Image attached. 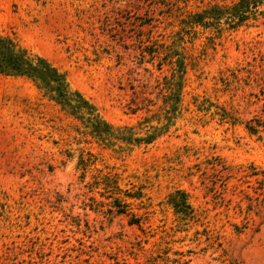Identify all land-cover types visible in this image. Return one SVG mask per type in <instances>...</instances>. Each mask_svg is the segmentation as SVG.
<instances>
[{
	"label": "rangeland",
	"instance_id": "obj_1",
	"mask_svg": "<svg viewBox=\"0 0 264 264\" xmlns=\"http://www.w3.org/2000/svg\"><path fill=\"white\" fill-rule=\"evenodd\" d=\"M233 2L0 0V35L64 73L113 126L161 110L163 77L177 59L186 71L167 133L122 153L83 139L30 80L0 76V264H264V16L180 31ZM107 173L141 191L128 200L139 227L107 212L95 184ZM176 190L191 217L168 205Z\"/></svg>",
	"mask_w": 264,
	"mask_h": 264
},
{
	"label": "trees",
	"instance_id": "obj_2",
	"mask_svg": "<svg viewBox=\"0 0 264 264\" xmlns=\"http://www.w3.org/2000/svg\"><path fill=\"white\" fill-rule=\"evenodd\" d=\"M264 16V0H234L231 5H212L200 12L188 15L181 21L180 31L202 27L220 32L223 28L236 31ZM170 64V63H169ZM177 69L171 80L166 81L165 95H161L162 106L154 115L142 117L136 125L113 126L99 115L97 109L78 91L69 87L66 76L46 59L19 46L12 38L0 35V76L26 78L33 82L36 90L80 126L78 133L83 139H90L103 149L130 151L133 148L147 147L167 133L178 118L183 101L185 64L182 59L175 61ZM148 112V111H147ZM148 112L147 114H149ZM154 123V124H153ZM245 130L256 134V129L248 125ZM90 155V154H89ZM91 156V155H90ZM86 172L91 162L82 155L77 163ZM117 175H100L96 186H101V197L108 200L107 212L129 216L128 224L139 227V218L130 213L128 200H140L141 191L129 193L119 186ZM168 205L174 214L191 217L187 195L176 190L169 195Z\"/></svg>",
	"mask_w": 264,
	"mask_h": 264
}]
</instances>
